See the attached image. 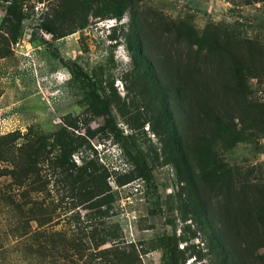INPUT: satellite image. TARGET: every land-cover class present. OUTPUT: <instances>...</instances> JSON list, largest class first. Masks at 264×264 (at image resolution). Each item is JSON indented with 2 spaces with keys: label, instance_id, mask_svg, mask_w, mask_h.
I'll use <instances>...</instances> for the list:
<instances>
[{
  "label": "rangeland",
  "instance_id": "obj_1",
  "mask_svg": "<svg viewBox=\"0 0 264 264\" xmlns=\"http://www.w3.org/2000/svg\"><path fill=\"white\" fill-rule=\"evenodd\" d=\"M77 1L0 0V137L10 132L19 134L17 148L31 131L32 139L45 144L47 156L36 159L34 174L25 179L28 184L23 182L18 189L12 174H3V169L20 168L18 152L12 153L9 162L0 156V264H92L87 259H94L96 250L86 251L84 258L73 245V217L78 213L84 220L97 207H91V211L88 201L78 200L72 209L65 207L68 197L63 199L66 193L60 189L65 173L59 176L51 163L53 146L67 141V137L74 140L70 162L76 167L93 162L106 174L112 197L107 205L112 208L108 210L111 215L106 221L118 225L124 242L133 243L134 264H168L163 248L157 245L162 235L183 238L177 244L178 250L186 252L183 264H210L206 241L197 230L192 208L187 203L184 209L179 199L184 196V181L178 182V169L164 155L160 135L148 120L156 114L157 100L148 101L145 93L140 94L139 79L132 85V51L140 46L159 76L156 57L166 52L181 56L187 49L182 41L170 45L171 37L161 32V23L182 20L198 33L210 25L235 27L231 39L245 58L249 42L264 45V1L131 0L120 19L95 13L98 2L77 6ZM253 61L257 66L246 80L244 94L239 96L242 106L251 102L250 108L264 102V72L258 67L260 60ZM244 63L253 67L251 59ZM223 72L226 83H232L227 69ZM91 89L106 100L116 130L106 126L103 117L91 115ZM184 89L192 97L190 91L196 88L191 83ZM204 94L209 96V89ZM217 95L227 105L236 103L230 94ZM179 103L176 106L172 102L170 108L173 127H177L182 138L186 133L185 142L191 146L194 130L200 132L202 128L201 118L190 113L198 110L186 99ZM204 135L208 136V132L204 131ZM133 154L144 157L151 170V181L134 177L129 157ZM188 157L194 176L202 183L223 177L232 168L251 176L248 179L264 177V135L245 125L239 135L220 134L214 141L197 145ZM118 180L124 182L119 184ZM27 187L32 189L27 199L38 203L33 215L28 212L30 205H25V193H21ZM8 189L10 195L15 192L10 199L4 195ZM60 201L62 205L56 207L53 215L54 223L46 227L61 231L65 243L57 246L56 241L54 251H43L34 236L46 228L39 219L46 218L47 209L58 206ZM25 223L30 227L26 236L21 227ZM66 240L72 243L66 245ZM108 245L105 243L99 249ZM192 245L203 257L189 254ZM256 249L259 258L249 255L250 247L248 256L237 264H264V246Z\"/></svg>",
  "mask_w": 264,
  "mask_h": 264
},
{
  "label": "trees",
  "instance_id": "obj_2",
  "mask_svg": "<svg viewBox=\"0 0 264 264\" xmlns=\"http://www.w3.org/2000/svg\"><path fill=\"white\" fill-rule=\"evenodd\" d=\"M130 1L78 0L76 5L98 2L99 8L95 13L120 19ZM260 1L264 0H246V3ZM43 25L49 30L46 23ZM161 25V32L166 33V37H171V40L168 41L170 45L182 41V44L187 48L186 52L181 56L166 52L164 55L156 57L161 70L158 76V73L151 69L152 60L149 56L144 55L140 46L136 47L132 51V60L135 65L132 85L135 80L139 79L140 88L137 90L140 94L145 93L148 101L157 100L156 114L155 116L151 115L148 120L151 122L152 129L155 128L160 135L164 155L169 156L172 164L178 169V182L184 181V184L181 185L184 196L180 195L179 199L184 209L187 203L192 208L193 218L198 225L197 230L202 233L203 239L206 241L210 264H237L239 259L248 256L250 247L249 255L259 258V250L256 247L264 246V177L248 179L251 176L242 174L238 168H232L227 169L223 177L212 179L209 183L206 181L202 183L198 177L194 176L196 175L194 166L189 160L188 153L192 148L195 150L197 145H201L205 141H214L220 134L239 135L245 125L246 128L260 130L264 135V102L250 108L251 102H248L244 107L239 99V96L244 94L242 90H244L247 78L251 77V70L253 71L254 66H257L253 59L260 60L258 67L264 72V45L258 41L257 44L249 42L245 46L246 57L244 58L240 52L241 48L235 46L231 39L235 36V27H227V29L218 25H210L202 33H198L191 24L182 20L162 22ZM249 59H251L253 67L244 63ZM224 69H227L231 75L232 83L230 84L223 79ZM191 83L196 89L190 91L192 97H188L187 95L190 93L186 92L184 88ZM207 89H209V96L204 94ZM219 92L230 94L237 105H227L222 102L217 95ZM88 95V109L91 115L103 117L105 125L112 126L116 130L106 100L92 89L89 90ZM183 99H186L192 106H196L195 110L198 111L192 110L190 113H195L201 118L202 128L200 132L194 130L191 146L187 144L189 142H185L186 133L182 138L177 127H173L175 122L170 112L172 102L177 106ZM145 105L148 108L147 104ZM204 131L208 132V136L204 135ZM31 136V131L26 133V139L17 148L16 140L20 137L19 134L10 132L0 137V156H4L5 161L9 162L12 153L18 152L20 168L3 169V174H12L11 179L14 180V186L17 189L18 186L23 185V182L28 184L25 179H29L34 174L33 166L36 159L47 157L45 144L41 140L32 139ZM67 139V141L53 146L54 155L51 158L53 169L57 171V174L61 176L62 173H65L61 178L60 185V189L66 193L63 199L68 197L64 205L72 209L78 200L79 202L88 201L87 208L90 210L91 207H97L92 212V216L85 214L87 216L84 220L78 217V213L73 217L76 233H74L75 240L72 241L77 253L86 258V251L96 250L93 252L96 260L94 261L92 257L87 259L92 264H134L136 252H134L133 243L124 242L118 225L106 221V218L111 215L108 210L112 209L107 206L108 202L112 201V197L110 186L106 183V174L102 173L98 167H94L95 163L93 162H84L79 167L70 162L74 140L69 137ZM129 157L134 177L141 181H151V170L144 157L140 154L137 156L133 154ZM125 178L129 179L127 176ZM118 183L122 184L120 180ZM31 191L32 189L27 187L21 193H25L27 199ZM36 191H43V189L36 188ZM4 192H6L4 195L9 199L15 195V192L10 195V189ZM245 194H248V197L243 198ZM61 201L58 206L50 205L52 209H47L48 216L39 219L41 225L46 227L54 223L53 215L56 207H61ZM26 204L30 205L28 212L33 215L38 203L34 199H27ZM27 216L25 215V217ZM28 219L32 220L33 218ZM216 221L218 225H216ZM21 227L24 230L23 235L26 236L28 223ZM34 236L43 251H54L57 245L56 241L58 242L57 246L65 243L62 240L61 231H51L47 227L36 232ZM172 239L162 235L158 237L157 245L163 248L168 264H183L186 252L178 250L177 246L178 240H183V238L180 237L177 240L173 237ZM66 243L69 245L72 242L66 240ZM105 243L109 245L99 249ZM61 253L59 252L58 255H62ZM190 253H197L199 258L204 255L200 250H195L194 245L191 246ZM236 256H241V258H236ZM259 262L256 264H260Z\"/></svg>",
  "mask_w": 264,
  "mask_h": 264
},
{
  "label": "clouds",
  "instance_id": "obj_3",
  "mask_svg": "<svg viewBox=\"0 0 264 264\" xmlns=\"http://www.w3.org/2000/svg\"><path fill=\"white\" fill-rule=\"evenodd\" d=\"M115 19V18H114ZM113 24H112V22H111V26H112Z\"/></svg>",
  "mask_w": 264,
  "mask_h": 264
}]
</instances>
